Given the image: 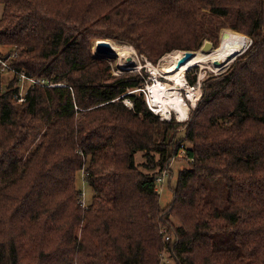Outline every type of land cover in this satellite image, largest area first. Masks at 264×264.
Instances as JSON below:
<instances>
[{
  "label": "trees",
  "instance_id": "obj_1",
  "mask_svg": "<svg viewBox=\"0 0 264 264\" xmlns=\"http://www.w3.org/2000/svg\"><path fill=\"white\" fill-rule=\"evenodd\" d=\"M0 3V54L17 52L11 69L47 82L19 101L9 69L0 92V264H166V254L176 264H264V0ZM222 26L252 43L232 70L203 81L183 121L148 106L147 74H112L92 51L94 39H120L157 61L204 38L216 44ZM184 139L188 164L162 206L156 178L173 174ZM82 171L94 191L86 205ZM216 177L224 208L207 199ZM225 234L231 244H216Z\"/></svg>",
  "mask_w": 264,
  "mask_h": 264
},
{
  "label": "rangeland",
  "instance_id": "obj_2",
  "mask_svg": "<svg viewBox=\"0 0 264 264\" xmlns=\"http://www.w3.org/2000/svg\"><path fill=\"white\" fill-rule=\"evenodd\" d=\"M225 29H231V30L246 34L245 32L236 30L230 26H222L218 31V37H217L216 44L214 43L215 46L219 45L222 32ZM246 35H248V34H246ZM249 37H250V40L252 41L251 36H249ZM107 39H109L110 41L117 42L120 47L127 44V45H130L131 47L134 48V46H132L131 44H129L123 40L110 39V38H107ZM207 39L208 38H204L198 44V46L191 48V49L192 50L200 49L201 46L203 45V43L205 42V40H207ZM97 40L98 39L92 40V51L95 54V56H97L100 59L107 60L110 63L112 74L120 75V74L125 73L126 71H129V72H135V73H141V74H147L148 75L147 80H146L145 85H144V89H145L144 95L146 97V101L148 103V106L151 109L153 108L154 110L158 111L157 107L152 104V98L153 97H152V92H151L150 87H149V84H153L156 80V77L154 75V71L152 69H150L151 68L150 64L157 65V64H159L160 59L163 56L168 55V54H170L176 50H183L184 51L186 49H179V48L173 49L171 51L164 53L159 59H157V61H154V60H151L150 58H148L146 55L138 53L135 48L134 49H135L136 53L133 55L129 54V55H131L130 57H127L125 55L120 56L117 52H116V54H109V56H107V55H105L103 53H99L97 51V48H96L97 44H95V43H97ZM209 40H211V39H209ZM184 53H185V51H184ZM237 56H239V55H237ZM237 56H235V58L232 61H230L227 66H225L223 69H221V71L214 72L212 70H209L207 68H203L201 66H193V67H190L189 69L186 70L184 79H185L186 84L188 85L189 88L188 89L182 88L181 96L186 101V103L189 104V106H188L189 107L188 117L180 118L175 111H172L170 113L171 115L169 114V116H166L165 113L163 114V111H161L160 113L158 112L157 114L161 118H164V119H172V117H174L176 120H180V121L187 120L189 118V116L191 115V110L196 107L199 99L202 96L203 81L212 75H218V74L225 73V72L227 73L229 70H232V65H233L234 61L236 60ZM128 59L130 61L132 59L133 60H132V62H130ZM12 74H13V72H11L7 68H1V65H0V79H1L0 92L4 91L6 89L7 82L9 80V78L12 76ZM158 76H159L158 79L161 82L162 81L173 82L171 80L168 81V79L165 78L166 77L165 74L160 73ZM194 76H196L197 81L195 84H192V83H190L189 78L194 77ZM194 87H196V89H192ZM198 89L200 90L199 97L197 100H195L193 102V99H191L189 97L191 95L190 90L195 92ZM191 97H193V96H191ZM148 98L150 100L149 102H148ZM125 102L129 106H132V104H133L129 98H125ZM154 110H153V112H154ZM178 132H179L178 136H177L178 138H179V136H183V134H184L183 129L180 128L178 130ZM42 134H43V131L37 132L36 134L34 133L32 135V141H31L29 146L31 147L35 143H37L39 137ZM183 145L186 146V148L188 146L189 147L193 146V144L191 142H189L185 139L182 140V142H181V148H182L181 149V155L184 158L173 161L171 163V165H172L171 169L173 170V174H171L172 172L170 170V172L168 171L164 177V181L162 182V185H161L162 187H161V192H160L161 193L160 202H161L162 206H165L170 201H172V199H173V187L176 184L179 169L182 168L183 166H187V164H188V162H187L188 159L185 156V154H186L185 150L182 147ZM136 158H137L138 162H142L144 160L142 153H138ZM79 182L81 183V188H82V200H83L84 204L86 205L91 200L94 191L90 186H88V183L85 181V172L84 171H82L80 174ZM206 183H207L208 188H209V191L207 194V199L215 202L216 205L220 208L226 207L227 199H228V192H227V188H226L224 179L222 177H216L214 179H206ZM231 239H232V234H230V235L225 234V235L220 236L216 239V244L230 245ZM164 259L166 260V264H176V262L172 261L171 258L167 254L164 255Z\"/></svg>",
  "mask_w": 264,
  "mask_h": 264
},
{
  "label": "bare ground",
  "instance_id": "obj_3",
  "mask_svg": "<svg viewBox=\"0 0 264 264\" xmlns=\"http://www.w3.org/2000/svg\"><path fill=\"white\" fill-rule=\"evenodd\" d=\"M110 42L114 49L106 54L107 56L109 54H116L117 52L120 56L125 55L130 57L136 53L135 49L130 45L125 44L120 47L117 42ZM250 42L251 40L248 35L231 29H225L222 32L219 45L206 50L203 48L197 49L193 56L181 66H178V61L185 54L183 50H176L163 56L157 65L150 64V69L154 71L156 77L155 82L149 84L153 97L152 104L157 107V110L163 111V114L165 113L166 116L175 111L180 118L188 117L189 104L181 96L182 88H189L184 79L186 70L193 66H201L214 72L221 71L235 56L242 53L249 46ZM132 60L129 61L132 62ZM160 73L165 74V78L173 82L159 81L158 75ZM192 89H196V87ZM190 92L191 95L189 97L194 102L198 99L200 90L198 89L195 92L190 90Z\"/></svg>",
  "mask_w": 264,
  "mask_h": 264
},
{
  "label": "built area",
  "instance_id": "obj_4",
  "mask_svg": "<svg viewBox=\"0 0 264 264\" xmlns=\"http://www.w3.org/2000/svg\"><path fill=\"white\" fill-rule=\"evenodd\" d=\"M16 56H17V52L8 53L7 57H4L3 54H0V65H1V68L10 69L17 75L18 80H19L20 89H19V92L16 94V97L18 98L19 101H22V98L25 95V93L27 92V89L29 88L30 85L36 84V83L45 84L47 82L43 78L27 74L25 70L11 69V60L13 58H15ZM48 84L49 85H55L57 83L49 82ZM149 101L150 100L148 98V102ZM166 174H167V172L164 171V172H162L161 175H159L156 178V180H157L156 189L159 192H161V187H162L161 185H162V182L164 181V177H165ZM166 238L169 239V236L167 235Z\"/></svg>",
  "mask_w": 264,
  "mask_h": 264
},
{
  "label": "water",
  "instance_id": "obj_5",
  "mask_svg": "<svg viewBox=\"0 0 264 264\" xmlns=\"http://www.w3.org/2000/svg\"><path fill=\"white\" fill-rule=\"evenodd\" d=\"M96 44H97V47H96L97 48V51L99 53H103L105 55L108 54L110 51H113V49H114L113 48V45L111 44V42H110L109 39H98ZM214 46H215L214 42L212 40L207 39V40H205V42L203 43V45L201 46V48H203V49L206 50V49H210V48H212ZM196 50H192V49H186V50H184L185 51V54L183 55L182 58L179 59L178 66H181L183 63H185L186 61H188L193 56V54L195 53ZM240 54L241 53H239L238 55H240Z\"/></svg>",
  "mask_w": 264,
  "mask_h": 264
},
{
  "label": "crops",
  "instance_id": "obj_6",
  "mask_svg": "<svg viewBox=\"0 0 264 264\" xmlns=\"http://www.w3.org/2000/svg\"><path fill=\"white\" fill-rule=\"evenodd\" d=\"M4 8H5L4 4L0 3V18L3 16Z\"/></svg>",
  "mask_w": 264,
  "mask_h": 264
}]
</instances>
